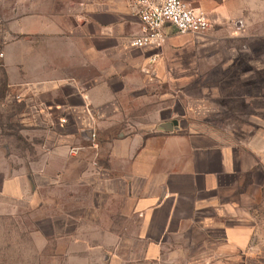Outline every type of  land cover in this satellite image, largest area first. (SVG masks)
I'll list each match as a JSON object with an SVG mask.
<instances>
[{
	"label": "crops",
	"instance_id": "0c3cea01",
	"mask_svg": "<svg viewBox=\"0 0 264 264\" xmlns=\"http://www.w3.org/2000/svg\"><path fill=\"white\" fill-rule=\"evenodd\" d=\"M188 1L207 14L210 28L238 36L257 16L264 36V0ZM208 30L170 29L162 46L133 47L140 22L131 0H0L2 105L18 108V120L39 136L34 173L49 172L50 183L72 189L97 181L103 196L129 207L124 215L136 241L124 247L117 235L113 247L99 245L106 264H137L139 252L159 264L194 245L228 254L249 248L256 230L250 201L264 190V134L162 127L185 109V87L203 73L176 67L197 43L175 35ZM247 73L233 71L232 82ZM91 129L98 152L90 149ZM96 153L104 161L93 166ZM58 168L64 178L55 177ZM11 180L8 193L29 189L25 177Z\"/></svg>",
	"mask_w": 264,
	"mask_h": 264
},
{
	"label": "rangeland",
	"instance_id": "374dc122",
	"mask_svg": "<svg viewBox=\"0 0 264 264\" xmlns=\"http://www.w3.org/2000/svg\"><path fill=\"white\" fill-rule=\"evenodd\" d=\"M252 20L253 29L247 27L238 36L226 27L215 26L198 36L175 35H189L197 43L196 47L187 46L190 52L176 67L185 66L190 73L200 67L203 73L186 85L185 109L170 119L179 122L173 130H213L250 139L264 134V36L257 28V16ZM233 71H246L248 76L232 82ZM4 85L0 77V264H106L104 253L96 250L99 245L113 247L117 235L124 247L136 241L131 237L133 223L124 215L129 207L117 203L115 197L103 196L106 193L95 188L97 181L89 189L80 185L72 189L50 183L49 172L44 176L34 173V164L41 161L39 136L33 127L18 120V108L2 105ZM93 138L91 129L90 149L98 152L101 143L91 145L95 143ZM98 160L104 161L96 153L93 166H98ZM57 171L55 177L64 178L61 168ZM21 176L29 185L27 191L15 195L7 188L5 191V184ZM259 200L250 201V210L255 212L251 223L256 230L249 248L241 253H223L220 246L215 253L214 247L194 245L173 256L166 255L167 259L158 263L264 264V190ZM73 210L85 216L75 219ZM117 210L123 214L117 215ZM142 256L137 254V264H153Z\"/></svg>",
	"mask_w": 264,
	"mask_h": 264
},
{
	"label": "built area",
	"instance_id": "2783aa9c",
	"mask_svg": "<svg viewBox=\"0 0 264 264\" xmlns=\"http://www.w3.org/2000/svg\"><path fill=\"white\" fill-rule=\"evenodd\" d=\"M131 6L140 22V33L129 41L133 47L162 46L170 29L179 33L203 32L211 26L207 14L188 0H131ZM234 25L241 29L243 21L238 19ZM4 59L5 52L0 49V67Z\"/></svg>",
	"mask_w": 264,
	"mask_h": 264
},
{
	"label": "water",
	"instance_id": "95a60500",
	"mask_svg": "<svg viewBox=\"0 0 264 264\" xmlns=\"http://www.w3.org/2000/svg\"><path fill=\"white\" fill-rule=\"evenodd\" d=\"M179 124L177 119H173L170 122L163 123L162 127L166 130H173L175 127H177Z\"/></svg>",
	"mask_w": 264,
	"mask_h": 264
}]
</instances>
